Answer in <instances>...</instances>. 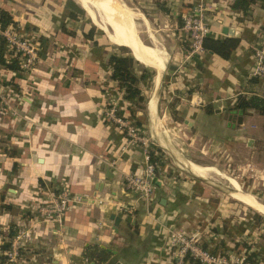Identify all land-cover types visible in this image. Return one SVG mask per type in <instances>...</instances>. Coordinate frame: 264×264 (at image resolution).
<instances>
[{"label":"crops","instance_id":"1","mask_svg":"<svg viewBox=\"0 0 264 264\" xmlns=\"http://www.w3.org/2000/svg\"><path fill=\"white\" fill-rule=\"evenodd\" d=\"M108 1L120 14L123 7L137 33L121 19L124 25L163 58L164 68H154L135 49L122 46L129 44L112 43L102 30L113 46L129 51L138 63L137 76L143 68L156 72L146 97L144 85L150 77L140 84L145 109L132 120L139 129L161 134L170 149L159 145L169 151L175 167L166 163L158 170L149 202L125 189V175L143 173V153L138 145H128L104 117L106 107L121 92L109 79L112 53L94 44L102 32L96 30L93 40L83 37L88 26L78 12L90 16L84 5L0 0V9L39 49L29 74L0 67V97L5 96L15 111L0 113V247L11 239L10 230L25 227L32 236L22 264H72L71 257H80L88 246L109 251L112 256L106 264H171L168 231L180 228L198 233L203 246L214 253L245 252L250 264H264V214L231 197V190L226 189L229 197L223 195L221 187L209 181L212 173L219 178L230 174L224 162L233 164L235 181H229L264 206V116L247 111L242 124L237 123L239 116L228 121L239 95L264 96V81L250 77L251 48L264 27L262 9L256 6L249 21H240V14L228 10L233 0H203L213 36L240 40L229 60H223L206 50L189 56L180 27L200 0ZM163 82L177 100L173 108L177 119L170 110L165 116L182 128L186 139L182 153L169 144L161 126ZM126 108L127 104L123 116L129 119ZM197 168L209 171L201 177L194 173ZM62 187L74 197H85V203L71 205L56 234L57 227L37 222L35 212L51 203ZM112 215L121 219L118 227Z\"/></svg>","mask_w":264,"mask_h":264},{"label":"built area","instance_id":"2","mask_svg":"<svg viewBox=\"0 0 264 264\" xmlns=\"http://www.w3.org/2000/svg\"><path fill=\"white\" fill-rule=\"evenodd\" d=\"M206 11L205 2L200 0L189 15L182 19L180 31L183 39L189 45L190 57L205 52L203 40L214 34L208 26ZM0 38L6 46L7 53H10L9 58L18 60L19 71L24 74L31 73L39 57L38 46L30 42L18 27L9 26L5 30L0 29ZM251 49L254 63L250 77L264 81V27L260 29L257 41ZM22 89L19 87V90ZM124 105L121 93L106 107L104 117L124 135L128 145H138L141 148L144 158L143 173L141 175H125L124 187L141 200L149 202L155 189L153 180L158 175L156 166L151 163L150 154L153 150L136 122L123 116ZM14 112L6 97H0V113L9 115ZM84 200L85 197H74L66 188L62 187L51 203L37 207L36 221L55 225L57 229L54 230V233L58 234L63 227L65 214L71 205L85 203ZM31 236L30 228H21L14 237L6 242L7 250H0V264H22V253H24L25 244ZM167 240L170 246L171 264H248L245 252L224 254L214 253L205 248L198 233L192 234L175 228L168 231Z\"/></svg>","mask_w":264,"mask_h":264},{"label":"trees","instance_id":"3","mask_svg":"<svg viewBox=\"0 0 264 264\" xmlns=\"http://www.w3.org/2000/svg\"><path fill=\"white\" fill-rule=\"evenodd\" d=\"M258 6L264 13V0H233L227 5L228 10L231 13H237L241 15L240 21H249L252 18L254 8ZM70 18H75L74 14H69ZM9 26L14 28L17 27V23L13 21L11 15L0 9V29H7ZM96 33L95 27H89L83 32V37L86 40H93ZM74 36V35H73ZM110 43V42H109ZM107 42L100 43V41H94V44L102 47L106 50H110V44ZM240 43L239 38L226 37V38H215L214 36H208L203 40V48L218 56L223 60H229L232 53L236 50ZM119 54H111L108 60L110 68L109 79L115 82L118 86L119 91L122 93V99L127 104L126 110L129 114V119H135V113L137 111H143L145 109L144 99L141 96L140 84L146 82L148 77L151 75L150 70L143 68L141 75L137 76L134 71V66L137 65L130 53L125 48H119ZM10 53H7L6 46L0 38V67L5 68L9 72H19V65L17 59H10ZM139 62H141L139 60ZM142 63V62H141ZM143 64V63H142ZM253 80H256L252 78ZM177 100L169 106L172 118L177 119L174 111V106ZM207 112H211V107L206 108ZM235 110H241L244 113L247 111H255L256 113L264 116V96L258 95H239L236 99ZM151 163L156 166H162L163 160L166 157L163 156L161 150H153L150 154ZM16 165L14 164L13 169ZM5 209L10 207L5 206ZM18 231V230H17ZM17 231L10 230V238L17 234ZM8 245L5 244L0 247V250H7ZM111 253L107 250L99 248L97 246H88L80 257L72 256V264H106L111 259ZM3 260V258H1ZM250 264L251 259H247Z\"/></svg>","mask_w":264,"mask_h":264},{"label":"rangeland","instance_id":"4","mask_svg":"<svg viewBox=\"0 0 264 264\" xmlns=\"http://www.w3.org/2000/svg\"><path fill=\"white\" fill-rule=\"evenodd\" d=\"M64 1L68 5H70V3L72 5L75 4V6H78L79 5L78 4L79 2H77L76 0H64ZM104 2L106 4V6H107L108 11L116 19L117 22H119L120 24H123L124 25V23L121 21V19L124 20V22L126 24H128L129 27L134 32L137 33L136 29L134 28V21H132L131 19H129V17L127 16V14L125 13V11L123 10V7H119L120 8V11L122 13V14H120L119 13V10L116 7H114L108 0H104ZM122 4H124V3H122ZM78 13H79L81 19L83 21H85V23L87 24L88 28L89 27H93V25L91 23V20H90L89 16L86 13L85 14L83 12L82 13L78 12ZM98 21H100V24H102V26H103L102 20L100 18H98ZM95 29L98 32L99 31L102 32V35L99 36L100 43H104V42L109 43V40L107 39L106 35L102 31L103 29L100 28V27H98V26L95 27ZM105 33H107V32L105 31ZM109 44H110L111 49L108 50V51H110L112 54H119L120 53V51L118 50L119 48H117V46H113L111 43H109ZM122 46L132 47V46H129V45H122ZM132 51H133L134 57L137 59L138 56H137L136 52L134 50H132ZM140 67H143V66H140ZM149 70L151 71L150 72L151 75L149 76L150 79L148 80L147 84L144 85L145 86V97H146V94H150L151 91H152V89H153V83H154V77L153 76L156 74V72H153L151 68H149ZM164 72H165V75H166V76H164V80H165V79L168 78L167 77V68L165 69ZM165 86L166 85H164V82H163L162 83V86H161V94H160V99H159L158 114H159V118L161 120V126H162L163 130L165 131V135L167 136V139H168L169 144H171L175 149H177V150L180 151L181 149L185 148L186 139H185V136L183 135V132L181 130L182 128L179 127V126H177V125H175L174 123H172L170 120L167 119V116H165L167 110H170V107H168V109H167V106H170L174 102L173 96L170 97V95L168 94V92L165 90V88H166ZM141 131H142L144 137L148 140V142H149L148 145L149 146L151 145L150 148L152 150H156V149L161 150L163 152V156L167 158V159H165L166 161L163 160L162 166L159 165L157 167V170L163 169L165 167L166 163H168L169 166L175 167L172 164L171 159H170V157L168 155L169 151L161 148V146H160L161 144L159 145V140H158V138H156V135H154L153 131L150 132L147 128H146V130L141 128ZM180 152L182 153V151H180ZM224 166H225V169H227L230 172V174L225 175L226 177L220 176V178H219L217 174L212 173L211 174V177L212 178H209L210 179L209 181H213L216 184H218L221 187V189H222L221 193H224L223 195H226L227 197H229L226 189H228V190H231V189L240 190V189L237 188L231 181H229V179H232L233 181H235V179H234L235 166L232 164V166L230 167L229 166V163H227V162L226 163L224 162ZM222 169H224V168H222ZM219 171H220V168H219ZM215 172L217 173V171H215ZM225 178H227L228 180H226ZM241 191L243 193L249 194L242 187H241ZM252 211H254V210H252ZM22 254L24 255V253H22Z\"/></svg>","mask_w":264,"mask_h":264},{"label":"bare ground","instance_id":"5","mask_svg":"<svg viewBox=\"0 0 264 264\" xmlns=\"http://www.w3.org/2000/svg\"><path fill=\"white\" fill-rule=\"evenodd\" d=\"M76 1L79 2L81 5L85 6L86 11L90 15L89 17L98 27L102 28L104 31L108 33L110 41L112 43H121V42L127 43L131 45L138 52V54L148 62L150 66L159 69L164 68L163 58L159 53V51L144 46L142 43H140L137 34L132 32V30H130L127 26L120 24L119 22H116L115 21L116 19H114L112 15H110V13L103 7L101 0H76ZM98 18L102 20L103 26L102 24H100V21H98ZM157 130L159 131V129ZM155 135L157 134L155 133ZM156 137L158 138L159 143L161 145L168 148V144L161 136V134L160 135L158 134V136ZM168 149H170V147ZM180 163L186 169L190 168L191 166V164L187 163L186 161H182ZM207 171L209 170H202L200 168L199 169L197 168V171L194 173L202 177L204 176V173ZM231 191H228L232 193V196L230 195L231 197L253 208L259 213L264 214V206L258 204L257 201H255V199L243 193L241 190L231 189Z\"/></svg>","mask_w":264,"mask_h":264},{"label":"water","instance_id":"6","mask_svg":"<svg viewBox=\"0 0 264 264\" xmlns=\"http://www.w3.org/2000/svg\"><path fill=\"white\" fill-rule=\"evenodd\" d=\"M222 111H226V107H224ZM243 114H244V112L241 111V110H238V111H237V110L232 111V112L229 113L228 121H229V122L236 121V119H235L236 116H239L238 119H237V123H238V124H242V116H243ZM157 179H158V175H156V177H155L154 180H153V184H154V185H155V184H158V183H157ZM111 220L114 222V226H115V227H118V225H119V223H120V221H121V219H120L119 217H116L115 215H112V216H111ZM129 220H131L130 217H128V218L126 219V221H128V222H129Z\"/></svg>","mask_w":264,"mask_h":264}]
</instances>
